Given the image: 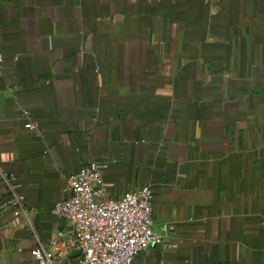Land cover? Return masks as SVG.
<instances>
[{
  "label": "crops",
  "instance_id": "obj_1",
  "mask_svg": "<svg viewBox=\"0 0 264 264\" xmlns=\"http://www.w3.org/2000/svg\"><path fill=\"white\" fill-rule=\"evenodd\" d=\"M0 56V264L57 250L91 161L106 199L153 190L133 264H264V0H0Z\"/></svg>",
  "mask_w": 264,
  "mask_h": 264
},
{
  "label": "built area",
  "instance_id": "obj_2",
  "mask_svg": "<svg viewBox=\"0 0 264 264\" xmlns=\"http://www.w3.org/2000/svg\"><path fill=\"white\" fill-rule=\"evenodd\" d=\"M24 127L36 130L37 122L29 119ZM101 167L91 161L67 177L68 197L55 202L51 212L64 218L68 229L65 234H58L64 235L63 241L57 237L50 240L49 245L57 247L56 251L41 244L31 250L37 264H61L62 254L72 250L79 251L77 264H133L139 253L158 241L151 217V186L144 184L119 199H106ZM4 180L11 188L18 186L12 176ZM23 203L22 194L7 200L8 205L20 208ZM172 229L171 224L161 225L164 236H170Z\"/></svg>",
  "mask_w": 264,
  "mask_h": 264
},
{
  "label": "water",
  "instance_id": "obj_3",
  "mask_svg": "<svg viewBox=\"0 0 264 264\" xmlns=\"http://www.w3.org/2000/svg\"><path fill=\"white\" fill-rule=\"evenodd\" d=\"M72 253H73V254H78L79 252H78V251H73Z\"/></svg>",
  "mask_w": 264,
  "mask_h": 264
}]
</instances>
